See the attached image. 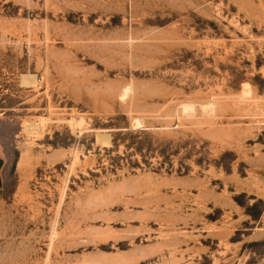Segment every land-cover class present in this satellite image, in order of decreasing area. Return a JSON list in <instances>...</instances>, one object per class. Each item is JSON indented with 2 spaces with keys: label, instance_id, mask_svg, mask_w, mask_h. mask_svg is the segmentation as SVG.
<instances>
[{
  "label": "rangeland",
  "instance_id": "obj_1",
  "mask_svg": "<svg viewBox=\"0 0 264 264\" xmlns=\"http://www.w3.org/2000/svg\"><path fill=\"white\" fill-rule=\"evenodd\" d=\"M0 264H264V0H0Z\"/></svg>",
  "mask_w": 264,
  "mask_h": 264
},
{
  "label": "water",
  "instance_id": "obj_2",
  "mask_svg": "<svg viewBox=\"0 0 264 264\" xmlns=\"http://www.w3.org/2000/svg\"><path fill=\"white\" fill-rule=\"evenodd\" d=\"M1 162H2V161H1V159H0V164H1Z\"/></svg>",
  "mask_w": 264,
  "mask_h": 264
}]
</instances>
